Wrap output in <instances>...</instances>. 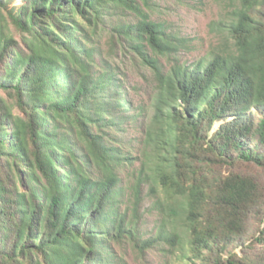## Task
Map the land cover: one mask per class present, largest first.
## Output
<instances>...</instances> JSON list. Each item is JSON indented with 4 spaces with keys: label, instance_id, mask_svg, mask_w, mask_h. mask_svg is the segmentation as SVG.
Masks as SVG:
<instances>
[{
    "label": "trees",
    "instance_id": "1",
    "mask_svg": "<svg viewBox=\"0 0 264 264\" xmlns=\"http://www.w3.org/2000/svg\"><path fill=\"white\" fill-rule=\"evenodd\" d=\"M237 2L232 49L163 71L146 0H0V264H264V0ZM117 11L157 83L139 154L143 109L97 41Z\"/></svg>",
    "mask_w": 264,
    "mask_h": 264
},
{
    "label": "rangeland",
    "instance_id": "2",
    "mask_svg": "<svg viewBox=\"0 0 264 264\" xmlns=\"http://www.w3.org/2000/svg\"><path fill=\"white\" fill-rule=\"evenodd\" d=\"M237 7V0H146L145 5L139 4L142 13L149 21L161 26L164 35L177 49L168 56L157 58L163 71L174 63L188 65L214 51L232 49V42L221 31L224 30L221 25L232 18ZM139 18L131 11L113 12L104 32L97 39L104 55L117 67L120 77L126 82L127 95L132 104L135 108L143 109L137 123L139 128L130 127L128 134V140L138 154L142 148L139 143L143 136L141 127L145 128L150 124L157 83L152 65L145 63L135 50L127 47L126 40H120L110 27L115 23L136 24ZM145 52L150 54V51ZM253 175L264 189V174L254 171ZM144 206L149 208L150 202L146 201ZM155 221V214L147 213L144 216L141 226L146 235L152 232ZM120 252L127 264H175L169 246H164L163 250H148L141 255L129 246H125ZM235 252L240 254L239 249Z\"/></svg>",
    "mask_w": 264,
    "mask_h": 264
}]
</instances>
